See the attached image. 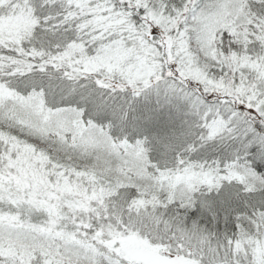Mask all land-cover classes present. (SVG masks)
I'll return each mask as SVG.
<instances>
[{
	"label": "snow or ice",
	"instance_id": "snow-or-ice-1",
	"mask_svg": "<svg viewBox=\"0 0 264 264\" xmlns=\"http://www.w3.org/2000/svg\"><path fill=\"white\" fill-rule=\"evenodd\" d=\"M0 264H264V0H0Z\"/></svg>",
	"mask_w": 264,
	"mask_h": 264
}]
</instances>
